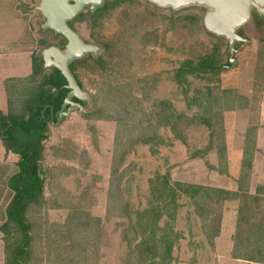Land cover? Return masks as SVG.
Returning <instances> with one entry per match:
<instances>
[{
    "label": "rangeland",
    "instance_id": "1",
    "mask_svg": "<svg viewBox=\"0 0 264 264\" xmlns=\"http://www.w3.org/2000/svg\"><path fill=\"white\" fill-rule=\"evenodd\" d=\"M40 4L41 0H0V54L8 55L7 62L14 59L24 67V56L30 51L35 53V57H41L48 44L65 47L67 41L62 35L50 29L44 30L46 19L38 9ZM88 8L83 16L71 22L84 42L101 47L98 55H94L103 58L106 66L103 69L92 59H87L77 67L84 91L89 94V112L74 108L73 113L60 124L50 125V137L45 143L47 154L43 161L48 177L46 200L42 209L31 211V217L35 219L38 233L46 222L57 223L60 230L67 221L71 225L84 223L88 219L84 214L87 212L101 218L104 239L96 264H123L127 258L126 241L134 236L132 226H128L126 218L121 216L124 205L129 203L135 209L148 207L152 199L150 180L156 173L169 172L172 181L221 186L224 176L212 167L224 171L222 148L226 143L228 157L231 148L229 170L236 173L243 158L236 154L238 143L241 140L244 145L247 133L251 139L254 138L256 127L258 139L253 151V167L251 170L245 167L244 172L251 175L253 189L258 184L263 185L260 181H264V5L254 3L250 19L237 29L247 42H235V61L229 65V40L206 28L204 17L211 8L204 3L191 1L174 9L150 0H127L96 23L86 12ZM15 17L18 19L14 20ZM33 36L35 39L32 40ZM25 38L28 41H24ZM8 49H11L9 53ZM206 54L219 59V65H226L219 74L190 76L189 85H181L175 80V70L182 61L197 60ZM30 59L32 73V57ZM0 67L5 72L9 70L7 63L5 66L0 63ZM153 79H157L156 83ZM107 85L116 87L118 94H124L125 105L129 107L130 115L135 112L134 116L120 114L121 100L107 93ZM19 88L12 96L15 110L21 108L19 100L23 89ZM197 98L203 106L194 102ZM7 100V97L2 99L0 104V108L6 111L9 109ZM230 105L233 110H227ZM164 106L184 112L190 118L181 124L187 145L174 139L172 146L158 147L156 154L151 152L149 145L136 146L118 169L119 188L123 195L122 201L112 209L114 204L109 202V186L118 122L93 118L96 110L105 109L106 115L112 113L119 118L121 115L135 122L141 119L142 110L150 114L151 123L157 125V113ZM202 116L212 120L215 149L207 153L206 158L192 159V153L206 149L210 141V130L200 122ZM158 131L172 137L169 129ZM249 149L253 150L252 145ZM19 159L20 156L13 152L6 154L0 140V227L14 194L8 181L19 171ZM237 175L239 178V170ZM260 189L262 200L255 203L259 205L257 220L264 217V187ZM178 201L181 207L174 225L184 235L174 250V264H223L210 249L199 254L192 250L193 238L189 232L199 227L194 216L195 208L187 197L182 196ZM219 206L208 209H215L218 214ZM253 211L256 212L252 210L248 214L252 215ZM72 212L75 215L69 219ZM166 219L161 220L162 225ZM91 222L88 221L89 224ZM2 235L0 230V264L4 262ZM88 235H95L93 227ZM195 241L201 240L197 237ZM35 254L38 257L43 255L42 241L37 243Z\"/></svg>",
    "mask_w": 264,
    "mask_h": 264
},
{
    "label": "trees",
    "instance_id": "2",
    "mask_svg": "<svg viewBox=\"0 0 264 264\" xmlns=\"http://www.w3.org/2000/svg\"><path fill=\"white\" fill-rule=\"evenodd\" d=\"M126 1L107 0L104 6L95 10H91L89 7L86 12L95 23L100 22L113 9ZM84 14L85 12L81 13L75 19ZM68 25L75 30L71 21L68 22ZM63 38L66 40L64 36ZM49 46L52 44H48L46 48ZM87 59H92L93 63L103 67V69L106 66L103 58L96 57L94 53H89L83 59H77L69 65L71 74L83 90L84 85L79 78L77 67L81 61ZM32 64L33 72L28 77L6 80L5 87L9 109L8 111L0 110V140L2 145L6 154L13 152L20 156L17 162L19 171L13 174L8 181V185L14 194L6 208L5 221L0 227L4 243L3 264H96L104 239L101 218L87 212L84 214L88 216V219L84 223L71 225L67 221L60 230L57 226H61L57 223L46 222L41 227V232L38 233L35 219L31 217V211L38 210V208L42 209L46 200L45 190L48 177L43 161L47 154L45 143L50 137V125H57L55 122H57L60 113L67 111L68 105H65V98L71 90L68 87L67 79L57 67L45 68L43 56L35 57L33 55ZM227 64H231L230 59ZM224 66L219 65V59H213L210 54L201 55L197 60L185 59L175 70V80L181 85H189L190 76L206 73L219 74L220 69ZM156 81L157 79H153V82L156 83ZM17 87L23 89L20 94L22 96L19 100L21 102L19 110L14 109L12 99L13 94L17 93ZM106 91L111 97L114 96V98L117 97L121 100L120 114L127 113L129 116H134L135 112L133 111V114L130 115L131 111L125 105L123 93L118 94L119 90H116V87L112 85H107ZM71 100L89 112L87 109L88 101H82L75 96H72ZM194 102H197L200 107L203 106L200 98L194 99ZM81 107L75 108L82 110ZM233 109L231 105L227 107V110ZM96 112L93 118L118 122L115 155L112 161V181L109 186V202L114 204L112 209H115L117 202L122 201L123 195L122 189L119 188L120 176L117 175V172L125 164L127 156L140 144L149 145L153 154L159 152L158 147L172 146L174 139L187 145L185 129H182L181 124L183 120L190 118L184 112L167 106H164L157 113V125H153L149 119L150 114L148 115L142 110H140L141 119L138 122L129 117H121V115L120 118L116 117L111 115L112 113L106 115L105 109L96 110ZM66 118L63 117L62 120ZM145 122H147L146 125ZM200 122L210 130V141L206 149H198L192 153V159L206 158V154L215 149L213 145L215 132L211 118L202 116ZM163 128L169 129L172 137L158 133V129ZM257 130L258 128L255 127L254 138L251 139L247 133L244 139L243 158L236 191L205 184L172 181L169 172L166 174L156 173L155 178L150 180L152 199L148 207L135 209L129 203L124 205V213L121 216L126 218L128 226H132L134 236L130 240L126 239L127 258L124 259L123 264H174V250L179 246L180 240L183 239L182 235H184L183 232L177 231L174 225L178 208L181 207L178 200L182 196L190 199L195 208V213L200 218L201 231L210 243H213L214 239L220 235L225 201H238V217L232 257L263 262L264 217L257 220L256 209L259 205L255 203L262 200L263 192L260 188L264 187V184L262 186L258 184L253 189L251 175L244 172L245 167L249 170L253 167L255 155L253 151L254 148L256 149L258 139ZM225 145L222 148L224 171L221 172L218 167H212L213 170L221 174L227 173L229 170V157ZM251 145L253 150L250 151ZM217 205H220L218 214L215 213V209H208L210 206ZM252 210L256 212L253 211L252 215L248 214ZM73 215L75 213H70L69 219H72ZM164 217L167 219L162 225L161 220ZM89 220L92 221L91 224L88 223ZM92 227L95 235H88V232L92 231ZM192 231L190 230L189 234ZM39 241H42L43 248V255L40 257L35 254V248Z\"/></svg>",
    "mask_w": 264,
    "mask_h": 264
},
{
    "label": "water",
    "instance_id": "3",
    "mask_svg": "<svg viewBox=\"0 0 264 264\" xmlns=\"http://www.w3.org/2000/svg\"><path fill=\"white\" fill-rule=\"evenodd\" d=\"M106 0H41L38 9L44 15L46 21L43 23L44 30L50 29L57 34L63 35L67 43L64 48L56 45L49 46L43 51L45 68L57 67L68 81L71 89L65 98L67 111H63L57 118L55 124H60L63 117L70 116L75 107L80 104L71 100L72 96L82 101H89L88 92L84 91L76 82L69 70V65L75 60L82 58L86 54L94 53L98 55L101 47L86 43L79 34L72 29L68 22L74 20L90 7L95 10L104 6ZM159 6H170L174 9L180 8L188 2H201L211 9L204 17L206 28L215 34L224 36L229 40L231 57L230 61H235V42L244 41L237 29L245 24L251 17V9L254 3L264 5V0H150ZM83 110L84 108L81 107Z\"/></svg>",
    "mask_w": 264,
    "mask_h": 264
},
{
    "label": "crops",
    "instance_id": "4",
    "mask_svg": "<svg viewBox=\"0 0 264 264\" xmlns=\"http://www.w3.org/2000/svg\"><path fill=\"white\" fill-rule=\"evenodd\" d=\"M15 19H18V18L15 17L14 20ZM33 38L35 39V36L32 37V40ZM28 40L30 41L31 39L28 37ZM28 40L27 38L24 39V41H28ZM33 45H34L33 48H35L34 43ZM30 46H31V42H30ZM10 51L11 49H8L7 53H9ZM21 53L24 54L23 51H21ZM34 54L35 53H32L30 51L28 55L24 56V62H25L24 67L22 63L20 64L15 63L14 59H11L7 62L8 55L0 54V63H2L4 66H5V63H7V68L9 69L7 72H5L0 67V95H2L0 97L1 98L0 104H2V99L5 100L7 97V92H6V87H5V82L7 79L28 77L29 75L32 74L30 73V64H31L30 58L31 57L33 58ZM20 68H22L23 70ZM0 110L6 111L5 108L4 109L0 108ZM238 145L239 146L236 150V154L239 158H241L243 156V149H242L243 141L240 140ZM229 150H231V148H229ZM229 150H228V154L230 155L229 160H232V156H231L232 150L231 151ZM4 152L6 153L5 148H4ZM229 163L231 165L230 161ZM238 168H237V171H235L236 173H232L230 169L228 170V173L221 174V176H224L223 185L221 186L211 185V186H217V187L225 188L227 190L236 191L238 189V181H237L238 179L237 174L239 170ZM260 183L264 184V181H260ZM194 216L196 217L199 223V227L196 228L195 231L193 230L192 233L190 234V237L193 238V243H191V245H193V248H192L193 251H196L199 254L200 251L204 252L205 250L210 249V251L214 253L213 255L218 257V262L220 263L223 262V264H264V261L254 262V261H248V260H242V259H235L232 257V250L234 248V234L236 230L237 217H238V201L236 200H226L225 201L224 208H223L221 232H220V235L214 239L213 243H210L206 235L202 233L201 221H200L199 216L196 213L194 214ZM190 237L189 235H187V238L189 240H190ZM197 237H199L201 241H198V242L195 241V238Z\"/></svg>",
    "mask_w": 264,
    "mask_h": 264
}]
</instances>
